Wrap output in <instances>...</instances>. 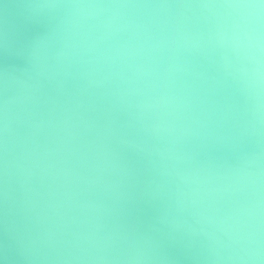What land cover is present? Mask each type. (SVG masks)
<instances>
[{"label":"clouds","instance_id":"9594fccd","mask_svg":"<svg viewBox=\"0 0 264 264\" xmlns=\"http://www.w3.org/2000/svg\"><path fill=\"white\" fill-rule=\"evenodd\" d=\"M0 264H264V0H0Z\"/></svg>","mask_w":264,"mask_h":264}]
</instances>
